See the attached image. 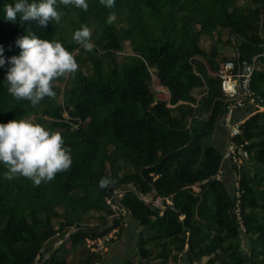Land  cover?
<instances>
[{"label": "trees", "instance_id": "1", "mask_svg": "<svg viewBox=\"0 0 264 264\" xmlns=\"http://www.w3.org/2000/svg\"><path fill=\"white\" fill-rule=\"evenodd\" d=\"M15 2L0 0V123L31 118L59 131L72 165L36 186L5 179L0 164V264H112L102 248L125 239L133 253L117 264H180L177 256L183 264H264V0H115L112 9L86 0L87 11L57 0L61 21L47 27L5 20ZM86 24L90 52L72 39ZM28 33L58 40L79 65L35 107L11 96L5 80L20 52L15 41ZM226 60L255 67L258 106L233 114L244 121L233 138L248 153L240 165L212 142L225 105L213 74ZM224 161L238 177V198L217 178ZM104 177L112 183L101 188ZM150 194L173 205L159 215L141 198ZM99 239L100 250L89 243Z\"/></svg>", "mask_w": 264, "mask_h": 264}, {"label": "clouds", "instance_id": "2", "mask_svg": "<svg viewBox=\"0 0 264 264\" xmlns=\"http://www.w3.org/2000/svg\"><path fill=\"white\" fill-rule=\"evenodd\" d=\"M64 6L74 5L87 11L86 0H59ZM105 7H115V0H100ZM57 0H16L5 6V20L15 21L19 15L22 21L36 20L42 27L49 22L60 23L62 12L57 10ZM116 19L110 12L108 23ZM92 30L81 25L74 31L72 39L85 51L90 52L95 45L91 41ZM19 55L12 56L7 63L5 80L8 93L17 100H28L36 106L45 97H55L54 81L78 71L79 65L73 54L58 40L38 38L32 33L19 37L15 41ZM3 48L0 47V66L5 64ZM0 164L6 171L4 178L12 179L22 176L31 180L36 186L51 182L58 173L71 168V149L66 147L59 131L46 128L31 118L12 119L0 123ZM112 180L104 177L99 181L101 188L109 187Z\"/></svg>", "mask_w": 264, "mask_h": 264}, {"label": "built area", "instance_id": "3", "mask_svg": "<svg viewBox=\"0 0 264 264\" xmlns=\"http://www.w3.org/2000/svg\"><path fill=\"white\" fill-rule=\"evenodd\" d=\"M254 68V60L252 63H247L244 61L237 62V64L233 60H226L220 65L216 73V77L220 83L223 101L225 103L224 114L221 118V127L227 131L228 137V143L223 153V159L230 160L237 165L242 164L244 160H248V153L245 151V149H243L242 145H237L233 141V138L240 134L241 127L244 122L243 120L234 121L233 114L239 109L258 106L256 103V97L251 89ZM217 176V178L220 179L221 172H219ZM236 179L233 181V187L236 197L238 198L239 193L236 192L237 189H235L237 187ZM194 190L197 189L194 188ZM141 198L145 204L149 205L152 209L157 210L159 215H162L167 207H171L173 205L172 199L170 197L163 198L159 195L150 194L141 196ZM107 203H110V201L107 200ZM111 207L114 210L120 212L123 217L128 216L125 208H119L114 205ZM236 220L237 224L240 226V230H243V221L240 217L238 209L236 210ZM110 236H107L105 240H107ZM103 241L104 240L99 239L95 242L89 243H95L97 249L100 250L103 246Z\"/></svg>", "mask_w": 264, "mask_h": 264}, {"label": "rangeland", "instance_id": "4", "mask_svg": "<svg viewBox=\"0 0 264 264\" xmlns=\"http://www.w3.org/2000/svg\"><path fill=\"white\" fill-rule=\"evenodd\" d=\"M87 26H89L90 24H86ZM66 77V76H64ZM59 86L60 87H63L64 86V83H59ZM158 85L156 83L153 84V89L158 93V98H161V99H167L168 96H167V93L165 92H162L160 91V88L157 89ZM59 102H61V98H59ZM65 115V113H64ZM114 231H112L110 235L113 234ZM60 243V242H59ZM59 243H56L59 244ZM103 251H105L107 254L106 256H109L108 259H109V263H112V264H117V263H120L122 260H124V258L126 257H130L133 253V248H131L130 244L127 242V241H124V242H121V244H117L115 247L114 246H109L107 245V247H103L102 249ZM177 259L179 261L180 264H183L182 262V257L180 256H177ZM206 259L202 260L203 262L205 261Z\"/></svg>", "mask_w": 264, "mask_h": 264}, {"label": "crops", "instance_id": "5", "mask_svg": "<svg viewBox=\"0 0 264 264\" xmlns=\"http://www.w3.org/2000/svg\"><path fill=\"white\" fill-rule=\"evenodd\" d=\"M213 75H216V73ZM158 87L160 88V91L164 92L165 90L164 88H162L161 86H158ZM158 87L157 89H159ZM165 92L167 93V96H168V92L166 90ZM212 142L217 150L224 152L226 149L227 143H228L227 131L221 127L220 131L216 132L213 135ZM222 168H223V173H222L223 175L221 174V179L224 180V182L227 184L226 186L231 188L233 186V176L234 175L231 171L230 163L228 161H224L222 163ZM124 241H126V239Z\"/></svg>", "mask_w": 264, "mask_h": 264}]
</instances>
